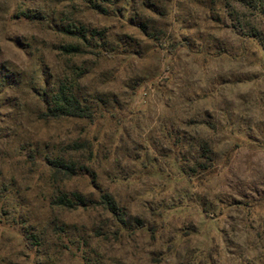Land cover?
<instances>
[{"label":"rangeland","instance_id":"1","mask_svg":"<svg viewBox=\"0 0 264 264\" xmlns=\"http://www.w3.org/2000/svg\"><path fill=\"white\" fill-rule=\"evenodd\" d=\"M0 264H264V0H0Z\"/></svg>","mask_w":264,"mask_h":264},{"label":"trees","instance_id":"2","mask_svg":"<svg viewBox=\"0 0 264 264\" xmlns=\"http://www.w3.org/2000/svg\"><path fill=\"white\" fill-rule=\"evenodd\" d=\"M141 28V27H140ZM67 34H77L79 38L83 39L84 42L87 40V34L85 32H74L73 30L66 29ZM92 38L97 37V31L89 32ZM99 40L101 38L98 37ZM89 43V42H88ZM61 50L66 55H77L82 52L79 45H66L62 46ZM44 111L42 117L46 120L49 119H93L92 110L84 104L80 97L73 91V87L67 83H61L58 89L52 93L44 102ZM49 169L53 172L54 176H75L78 172L77 165L69 158L65 157H45ZM57 204L68 209H74L78 207H87L88 205L94 204L86 195L80 192H72L70 194H63L58 197ZM95 204L101 206L105 211L109 212L113 216L117 217L121 221L125 218V215L120 210V207L114 198V196L108 192H100L98 200ZM35 239V235L30 236ZM29 244V243H28Z\"/></svg>","mask_w":264,"mask_h":264}]
</instances>
